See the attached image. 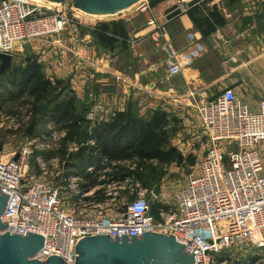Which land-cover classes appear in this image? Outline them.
Returning a JSON list of instances; mask_svg holds the SVG:
<instances>
[{"label": "rangeland", "instance_id": "374dc122", "mask_svg": "<svg viewBox=\"0 0 264 264\" xmlns=\"http://www.w3.org/2000/svg\"><path fill=\"white\" fill-rule=\"evenodd\" d=\"M187 1L162 0L151 5L150 0H141L118 14L100 17L101 20L79 18L77 16L79 14L72 5L74 0H65L61 2V6H54L55 9H50L66 11L67 16L75 23L62 36V44L71 49V42H74L73 37L78 41H83L84 44L94 45L97 55L96 65L92 66L78 61L72 58L73 54H61L60 51L63 52L64 49L59 45L51 48L52 42L46 43L43 50H41L40 42L18 45L13 52L11 65L7 70L22 66L25 60L33 59L39 64L40 71L45 78L53 83L55 80H60L61 84L51 91L46 99L34 103L36 99L29 94L28 90L22 92V87L13 88L7 82L6 76H0V145L3 147L0 151V160L13 159L15 155L25 151L28 154V160L27 166L23 168L24 180L34 178L59 187L65 200V207L70 213L94 215L101 211L108 215H118L131 192H143L147 200L154 202L152 192L156 189H159L161 194L160 200L174 206L175 192L184 185L189 173L197 168L208 145L205 135L202 133L203 128L197 106L211 99L220 88L214 86L211 93L204 95L194 89H185L186 97L169 111L170 118L174 120V124L171 122L170 127L174 125L175 128L171 134L170 142L172 149L177 152V160L167 164L153 161L149 166L153 167L155 171H145V177L141 182L137 180V175L133 172L130 162H126L124 165L132 172L131 177L118 183L106 175L111 171L110 166L98 162L93 166L81 168L74 165V155L94 126L98 122L108 121L114 112L118 111L117 103L109 101L112 97H115L116 100L119 96L126 97V109L128 107L140 115L139 103L136 100L133 101V91L136 87L151 88V85L148 86L151 83L154 86L155 81H148L147 76L152 72L157 73L156 70L164 71L165 61L168 58L166 50L158 49L153 55L148 54L149 43L145 39L142 41V37L150 36L151 38V34L156 31L160 34L162 32L161 24L157 23L153 16L151 19H154V24L149 28V15L151 12H162L160 16L166 19V14L169 11L179 3L185 4ZM216 1L217 3L215 0H210L206 7L210 8L216 5L222 14L230 11L231 8L241 9V6L245 4L248 5L246 7L252 8V0ZM39 4H43L45 8L53 7L45 2H39ZM119 20L128 24L131 22L130 26L133 30L143 31L144 35L138 37V42L135 37L131 39L129 36L125 46L117 44L113 50L100 47L95 38L90 39L86 36L87 34L92 36L91 27L97 23ZM155 29L156 31L151 33ZM137 45L140 46L137 48ZM241 51L243 52L242 58L234 57L233 63L231 62L232 66L230 67L233 72L229 75L231 78L229 83L231 87H237L235 92L241 100H248L250 104H254L260 98H264V43L246 46ZM61 56L63 57V66H59L57 61ZM245 62L251 63L249 68L252 66L249 75L244 72L245 67L241 66ZM149 68L150 70H148ZM216 68L214 74L211 72V78H216L225 71L220 65ZM135 72L140 75V78L136 79L134 83L136 85L128 91V96H126L121 90L126 82L122 81L134 78ZM164 72L165 76L162 81L165 84L173 87L183 83L180 78L168 77L166 71ZM70 97H73L76 112L84 117V122L81 124L77 139L65 140L68 132L64 127L65 122L59 123L53 120L51 112L57 103ZM97 102L104 111L99 112L94 120H89L88 112L90 108L97 105ZM182 106L184 109L179 108ZM148 113L140 116L144 117ZM85 173L92 174V178L98 175L96 182L104 181L107 184H97L90 189H84V185L90 181L85 177ZM73 178H76L74 182L71 181ZM143 181L146 187L141 186ZM102 188L106 189L109 197L98 201L97 197L101 193L96 194V192ZM84 192H87L85 196L82 195ZM82 197L86 199L85 205L80 203ZM251 237L245 246L215 254L212 258L214 264H264V246L258 247L254 242L258 238L257 232L252 231Z\"/></svg>", "mask_w": 264, "mask_h": 264}, {"label": "built area", "instance_id": "2783aa9c", "mask_svg": "<svg viewBox=\"0 0 264 264\" xmlns=\"http://www.w3.org/2000/svg\"><path fill=\"white\" fill-rule=\"evenodd\" d=\"M73 24L61 9L0 0V52L13 57L15 48L23 43L40 42L43 50L52 42L51 48L59 45L64 49L61 54H73L72 58L95 66L94 45L73 37L71 49L62 44V36ZM153 24L150 18L148 25ZM166 47L170 59L166 75L174 77L181 73V66L171 45ZM57 61L63 66L62 56ZM101 107L97 102L87 118L94 120L104 111ZM197 110L208 145L197 168L175 192L174 206L160 200V192L158 196L152 192L160 203L154 215L152 202L137 192L133 202L126 200V211L118 215L70 213L59 187L34 178L24 180L28 154L23 151L18 160H0V190L8 195L1 216L8 225L2 232L40 234L44 242L35 258L44 261L52 255L66 259L67 264L75 262L77 242L95 235L112 239L142 236L143 232L172 235L189 254H195L193 264H214L215 254L245 246L252 231L258 234L256 246H264V98L251 107L233 87L226 86ZM80 203L85 205L86 199L82 197Z\"/></svg>", "mask_w": 264, "mask_h": 264}, {"label": "trees", "instance_id": "16d2710c", "mask_svg": "<svg viewBox=\"0 0 264 264\" xmlns=\"http://www.w3.org/2000/svg\"><path fill=\"white\" fill-rule=\"evenodd\" d=\"M151 5L162 0H150ZM210 0H202L197 5L189 8L186 13L195 28L205 38L209 37L217 28L225 25L226 20L216 5L206 7ZM205 11L203 12L202 11ZM92 36L97 44L108 50H113L116 44L125 46L128 36L122 21L100 22L91 27ZM6 76L7 82L13 88L22 87V92L27 91L35 97L34 103L44 100L51 91L61 84L60 80H51L44 77L36 60H25L22 66L0 73ZM51 118L59 123L65 122L67 129L65 140H74L79 137L81 124L84 117L76 112L73 97L62 100L56 104L51 112ZM174 120L169 113L162 109L152 110L146 116H140L132 109L115 111L108 121L97 123L89 135H86L78 152L75 153L74 165L90 167L98 162L108 165L111 171L106 175L114 182H123L131 177V171L124 163L130 162L137 180L141 182L145 177V171L154 172L149 165L153 161L159 164H167L177 160V152L171 147V134L175 130L170 123ZM172 128V129H170ZM123 163V164H121ZM90 181L84 185V189H90L97 184L104 185L107 182H96L95 175L85 173ZM142 187H146L142 182ZM98 201L109 197L105 188L98 190ZM160 203L155 200L151 204V211L157 215Z\"/></svg>", "mask_w": 264, "mask_h": 264}, {"label": "crops", "instance_id": "0c3cea01", "mask_svg": "<svg viewBox=\"0 0 264 264\" xmlns=\"http://www.w3.org/2000/svg\"><path fill=\"white\" fill-rule=\"evenodd\" d=\"M215 2L217 3L216 0ZM251 4L252 8L246 7L248 5L245 4L241 6V9L231 8L230 11L223 12V14L221 12L226 20L225 25L217 28V30L207 38L203 37L195 28L186 12L170 20L162 18V16H160L162 12H151L148 19H150L151 16L155 17L157 23L159 22L161 24L163 33L161 32L160 34V32L158 33L155 29L151 32L154 33L156 31L154 34H151L152 39L150 36L146 38L142 37V41L145 39V41L149 43L147 49L148 54L151 55L158 49L167 51L166 44L168 43L171 45L175 52V58L181 66V73L174 77L175 79L180 78L183 83L173 87L165 84L162 80L165 76L164 71L166 67L164 71L160 69L159 72L156 70L157 73L152 72L151 75L147 76V79L151 82L155 81V85L153 86V83L148 84V86L151 85V88L145 87V89L136 87L133 91V101L136 100L139 103L140 115L156 109H162L169 113V111L176 107L178 103L182 102L181 100L186 97V88L194 89L196 92L204 95L211 93L214 86L220 89L226 86L231 87L229 83L231 78L229 75L233 72L230 66H232L231 62L233 63L234 57L242 58L241 54H243V52L241 50L246 46H255L264 43V0H252ZM123 24L126 28L128 38L129 36L131 39L135 37L138 42V37L144 35L143 31L133 30L130 26L131 22L130 24L123 22ZM149 28H151V26H149ZM86 36L90 39L94 38L88 34ZM119 43L118 45H121ZM152 44L154 47H151L153 46ZM139 46L137 45V48ZM167 60L170 59H166V66L168 63ZM258 64H260V62H258ZM218 65L225 70L224 73L220 76H216V78H211V72L213 73ZM242 65L245 67L244 72L249 75V70H252V66L249 68L251 63L245 62L242 63L241 66ZM148 70H150V68ZM133 77L134 78H129V80L123 79L122 81L126 82L121 87L122 92L126 96H128V91L132 90L133 86L136 85L134 83L136 79L140 78V75H137L135 72ZM233 88L234 90L237 89V87ZM125 98L124 96H119L118 100H116L115 97H112L109 101L115 104L117 103L116 107L118 111H123L126 109ZM244 101L251 107H254L256 104H250L248 100ZM179 108L184 109V106Z\"/></svg>", "mask_w": 264, "mask_h": 264}, {"label": "water", "instance_id": "95a60500", "mask_svg": "<svg viewBox=\"0 0 264 264\" xmlns=\"http://www.w3.org/2000/svg\"><path fill=\"white\" fill-rule=\"evenodd\" d=\"M64 2L65 0H49ZM139 0H74L73 6L90 14H111L119 12ZM183 1V0H179ZM202 0H188L179 3L166 14V20L175 18L197 5ZM30 59V58H27ZM12 57L0 52V72L11 65ZM0 145V151L2 150ZM19 154L13 157L18 160ZM159 195V189L153 191ZM137 192L128 195L127 203L133 202ZM8 195L0 190V264H67L66 259L49 255L40 261L35 258L42 248L44 237L33 232L25 235L2 232L8 224H3L1 216L6 207ZM127 204L120 212H125ZM77 257L73 264H193L194 253L189 254L185 245L174 236L161 233L143 232L142 236L121 235L110 238L109 235H95L81 238L76 245Z\"/></svg>", "mask_w": 264, "mask_h": 264}, {"label": "bare ground", "instance_id": "6f19581e", "mask_svg": "<svg viewBox=\"0 0 264 264\" xmlns=\"http://www.w3.org/2000/svg\"><path fill=\"white\" fill-rule=\"evenodd\" d=\"M23 1H26V2H29V3H32V4H37V5H39V6H43L44 7V5L43 4H39V2L41 3H48L49 5H51V6H53V7H48V6H46V7H48V9H55V7L54 6H61L62 5V3H60V2H52V1H49V0H23ZM30 1H35V2H37V3H34V2H30ZM139 1H141V0H139ZM139 1H137V2H139ZM136 2V3H137ZM136 3H134V4H136ZM133 4V5H134ZM132 6V5H131ZM131 6H129V7H131ZM129 7H127V8H125V9H128ZM75 8V7H74ZM125 9H123V10H125ZM75 10H76V12L79 14V15H77L79 18H84V19H86V20H94V19H96V20H101L100 19V17H104V16H107V15H109V16H113L114 14H118L119 12H121V11H123V10H121V11H119V12H115V13H111V14H90V13H87V12H85V11H83V10H81L80 8H75ZM54 11H56V10H54ZM85 20V21H86ZM93 22V21H92ZM87 23V22H86ZM95 24V23H94ZM87 25V24H86ZM91 26V25H90ZM54 43V42H53Z\"/></svg>", "mask_w": 264, "mask_h": 264}]
</instances>
